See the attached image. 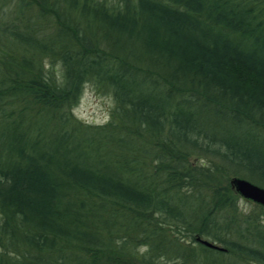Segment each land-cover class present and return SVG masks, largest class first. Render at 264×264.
I'll return each instance as SVG.
<instances>
[{"label": "trees", "instance_id": "1", "mask_svg": "<svg viewBox=\"0 0 264 264\" xmlns=\"http://www.w3.org/2000/svg\"><path fill=\"white\" fill-rule=\"evenodd\" d=\"M235 176L264 187V0H0V264H264Z\"/></svg>", "mask_w": 264, "mask_h": 264}, {"label": "rangeland", "instance_id": "2", "mask_svg": "<svg viewBox=\"0 0 264 264\" xmlns=\"http://www.w3.org/2000/svg\"><path fill=\"white\" fill-rule=\"evenodd\" d=\"M112 104L111 98L106 93L95 90L88 83H85L77 102L72 106L71 111L76 118L83 122L99 124L108 118L109 108ZM192 160H197L192 158ZM238 207L243 211L256 209L255 203L240 195L237 200ZM261 223H264V215H259Z\"/></svg>", "mask_w": 264, "mask_h": 264}, {"label": "water", "instance_id": "3", "mask_svg": "<svg viewBox=\"0 0 264 264\" xmlns=\"http://www.w3.org/2000/svg\"><path fill=\"white\" fill-rule=\"evenodd\" d=\"M230 182L234 188V190L241 195L242 197L249 199L255 203L264 206V187L258 185L244 177H232ZM196 240L203 243L206 246L222 249L223 247L219 244L210 241L208 239L196 236Z\"/></svg>", "mask_w": 264, "mask_h": 264}]
</instances>
